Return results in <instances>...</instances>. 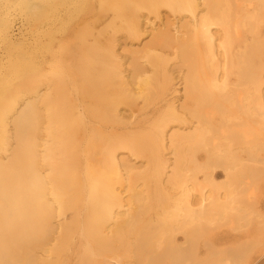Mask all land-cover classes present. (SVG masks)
<instances>
[{
	"label": "bare ground",
	"instance_id": "1",
	"mask_svg": "<svg viewBox=\"0 0 264 264\" xmlns=\"http://www.w3.org/2000/svg\"><path fill=\"white\" fill-rule=\"evenodd\" d=\"M260 22L264 0H0V264H232L211 225L257 169Z\"/></svg>",
	"mask_w": 264,
	"mask_h": 264
},
{
	"label": "rangeland",
	"instance_id": "2",
	"mask_svg": "<svg viewBox=\"0 0 264 264\" xmlns=\"http://www.w3.org/2000/svg\"><path fill=\"white\" fill-rule=\"evenodd\" d=\"M164 15H169V19L171 21H176V19L172 16V14H160V18H163ZM151 19H153L151 17ZM155 23L158 24L160 22L159 19L154 20ZM240 33L243 37H250L254 34L246 31V29L241 28ZM255 37H258L261 40H264V22H260L258 24V31ZM144 40L148 39L147 37L142 38ZM127 45L124 48H128L130 44L128 40H126ZM137 45L136 42H132L133 48ZM129 49V48H128ZM121 50V46L118 48ZM125 53V51H123ZM173 64H170L172 67ZM174 71V70H173ZM175 75V71L173 73ZM179 86V85H177ZM264 87V85L262 84ZM150 125V124H149ZM148 125V126H149ZM175 124L168 125L164 132L167 134L175 129ZM170 127V128H169ZM169 128V129H168ZM263 134H259L260 137V145L257 155V162L255 163L257 169L254 170V173L249 175L246 178L248 182L247 185L243 187V190L240 194V199L238 200L239 206H241V212L243 213L244 218H240L234 216V211H232V216H230L226 220L219 221L218 225L212 224V232L220 235V238L213 234L211 240V249L209 254L211 257L213 253L219 252L221 250H231L232 248H239L240 250L237 253L236 258H234L231 263L232 264H264V138ZM142 161L135 162L136 165L141 164ZM198 176L201 178L202 174L198 173ZM223 178L222 174L216 176V181H221ZM140 180L137 181L139 183ZM141 183V182H140ZM231 212V211H230ZM176 242L183 243L184 237L182 234H178L175 238ZM182 245H185L183 243ZM206 252L205 246H200L196 249V253L199 257L204 255ZM213 252V253H212Z\"/></svg>",
	"mask_w": 264,
	"mask_h": 264
}]
</instances>
